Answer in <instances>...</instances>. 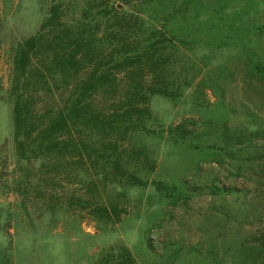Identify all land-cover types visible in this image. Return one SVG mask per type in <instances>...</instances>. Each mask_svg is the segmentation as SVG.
Returning <instances> with one entry per match:
<instances>
[{"label": "rangeland", "instance_id": "374dc122", "mask_svg": "<svg viewBox=\"0 0 264 264\" xmlns=\"http://www.w3.org/2000/svg\"><path fill=\"white\" fill-rule=\"evenodd\" d=\"M86 2L0 0V264H98L107 250L117 246L127 247L137 264L233 263L238 246L252 243L264 227V83L252 74L241 50L210 48L201 53L188 49L182 42L186 37L173 40L172 61L177 63L169 81L175 83L174 90L185 78L191 84L179 88L182 95L176 100L150 101L153 119L147 127L155 135L137 132L130 135L131 143H121V150L141 152L133 163L127 153L125 161L148 185L108 184L101 189L105 205L124 210L118 224L96 222L76 200L69 205L73 197L89 200L92 193L85 185L65 174L41 171L42 163L29 165L17 157L8 100L16 50L37 33L53 4L73 12L67 19L78 20ZM228 3L114 4L134 17L140 6H146L144 26L161 30L170 12L181 8L192 16L193 6L210 11ZM229 6L238 11L241 3L236 0ZM249 19L262 24L264 13ZM181 24L188 25L178 17L175 25ZM141 36L145 39L149 34ZM197 37L201 36L192 39ZM255 46L254 51L264 57V38ZM95 101L108 109L113 98L103 95ZM223 125L241 136L239 143L228 147L221 140ZM177 127H182L177 130L181 134L189 133L175 142L171 130ZM26 175L32 189L20 185ZM158 182L175 189L160 191Z\"/></svg>", "mask_w": 264, "mask_h": 264}, {"label": "trees", "instance_id": "16d2710c", "mask_svg": "<svg viewBox=\"0 0 264 264\" xmlns=\"http://www.w3.org/2000/svg\"><path fill=\"white\" fill-rule=\"evenodd\" d=\"M132 1L87 0L78 20L67 19L73 12L53 4L37 33L18 46L8 91L17 157L85 185L92 193L89 200L73 197L69 205L76 200L96 222L106 225L120 223L124 210L105 205L101 189L108 184L148 185L125 161L127 153L133 163L141 152L121 150V143H131L130 135L137 132L155 135L147 127L153 119L150 101L176 100L180 89L191 84L185 78L174 90L175 83L169 81L177 63L172 61L173 40L186 37L182 42L188 49L201 53L241 50L252 74L264 83V57L254 51L255 43L264 38V22L249 19L264 13V0H239L238 11L229 6L236 0L210 11L193 6L192 16L180 8L168 13L161 30L144 26L146 6H140L134 17L114 4L129 7ZM178 17L188 25H175ZM142 34L149 36L142 39ZM196 36L201 37L192 39ZM103 95L113 98L108 109L96 105V98ZM219 127V137L228 147L240 142L241 136L227 125ZM177 130L182 127L171 130L175 142L189 133ZM261 171L264 177V161ZM27 177L20 185L32 189ZM155 184L160 191L175 189ZM232 254L231 264H264V227L252 243L243 242ZM98 264L137 263L127 247L117 246Z\"/></svg>", "mask_w": 264, "mask_h": 264}]
</instances>
